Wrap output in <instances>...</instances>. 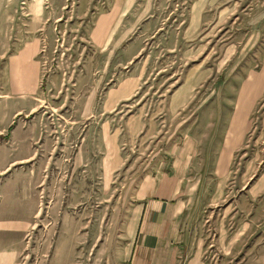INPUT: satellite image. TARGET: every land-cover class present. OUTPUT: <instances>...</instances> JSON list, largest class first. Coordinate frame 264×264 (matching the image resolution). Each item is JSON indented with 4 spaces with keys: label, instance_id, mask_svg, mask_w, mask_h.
<instances>
[{
    "label": "rangeland",
    "instance_id": "rangeland-1",
    "mask_svg": "<svg viewBox=\"0 0 264 264\" xmlns=\"http://www.w3.org/2000/svg\"><path fill=\"white\" fill-rule=\"evenodd\" d=\"M192 1L0 0V203L17 206V217L37 210L17 264L120 259L139 183L169 161L173 143L187 134L206 138L216 69L225 49L237 50L228 69L240 61L256 15L248 60L260 63L264 0H209L189 32ZM108 14L107 32L97 34ZM31 38L39 41L42 84L34 96L6 94L7 55ZM187 72L198 81L208 76L177 108L170 96ZM129 76L135 93L106 102L105 91ZM251 122L226 173L209 171L190 221L206 264H264V96ZM10 156L19 160L2 165ZM243 225L246 234L231 244Z\"/></svg>",
    "mask_w": 264,
    "mask_h": 264
},
{
    "label": "crops",
    "instance_id": "crops-1",
    "mask_svg": "<svg viewBox=\"0 0 264 264\" xmlns=\"http://www.w3.org/2000/svg\"><path fill=\"white\" fill-rule=\"evenodd\" d=\"M237 2L238 0L235 5H238ZM209 4V0L192 1L189 32L201 25ZM112 14L101 18L96 28L97 34L107 32L108 28L104 23L108 19H114L116 12L114 16ZM257 20V15L250 19L249 23L254 24L253 29L251 27L243 46L238 48L240 53L242 49L245 50L241 57H246L244 60L235 61L231 69H228L231 54L237 53V50L234 46L223 52L224 56L216 69L218 72L213 87L216 94L211 100L217 103L215 117L206 138L187 134L181 141L173 143L169 147V161L160 160L156 171L146 174L139 183L137 200L127 223L128 245L120 259L112 264H206L200 242L193 245L190 221L199 208V197L203 198V183L208 180L209 171L217 167L215 171L219 176L226 173L235 150L244 143L252 125L253 112L264 96V50L259 64L248 60L253 53L251 48L258 38ZM38 51L39 41L31 38L8 53L3 77L8 88L6 94L34 96L38 92L42 84ZM196 76L197 74L187 72L183 82L172 92L170 102L175 107L183 108L192 100L193 89L207 78L208 73L199 81ZM136 80L129 76L108 88L105 91L106 102L118 103L130 97L136 91ZM29 107L32 112L35 104L32 103ZM17 113L19 111L15 114ZM33 154L32 151L27 156ZM16 160H19L17 156H10L2 165H11ZM2 201L0 264H17L22 235L33 227L37 210L32 207L28 209L27 217H17L13 212L17 206L7 208ZM247 228V225H243L233 236L231 244L243 237ZM223 236L221 233V237ZM237 237L240 238L236 239Z\"/></svg>",
    "mask_w": 264,
    "mask_h": 264
}]
</instances>
